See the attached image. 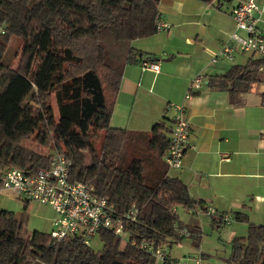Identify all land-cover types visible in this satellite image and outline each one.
<instances>
[{
    "label": "trees",
    "instance_id": "obj_1",
    "mask_svg": "<svg viewBox=\"0 0 264 264\" xmlns=\"http://www.w3.org/2000/svg\"><path fill=\"white\" fill-rule=\"evenodd\" d=\"M159 2L0 0L5 29L0 35V188L8 168L47 169L50 152L57 151L71 163V181L92 186L119 213L137 211L134 220L124 222V246L122 238L102 230V248L95 252L79 238L27 234L23 220L0 209V264H154L153 254L140 245L168 250L187 236L180 234L185 226L178 207L207 213L186 185L169 176L163 161L172 119H162L149 132L110 124L124 68L157 61L134 44L157 33ZM12 37L20 40L15 67L3 63ZM262 64L264 59L232 66L208 86L226 91L238 103L260 81ZM98 135L102 142L97 148ZM225 216L210 214L211 224L224 226ZM229 217L246 225L247 232L233 238L228 263L264 264V225L251 223L243 212ZM186 229L192 246L199 248L196 230Z\"/></svg>",
    "mask_w": 264,
    "mask_h": 264
},
{
    "label": "crops",
    "instance_id": "obj_2",
    "mask_svg": "<svg viewBox=\"0 0 264 264\" xmlns=\"http://www.w3.org/2000/svg\"><path fill=\"white\" fill-rule=\"evenodd\" d=\"M241 1L160 0L158 18L165 23V29L134 44L136 49L156 58L159 73L126 66L110 122L112 127L149 132L162 119H172L174 112L167 109L169 104L184 107L190 124L188 148L183 167L170 171L174 173L169 172V176L186 185L191 197L207 210L197 214L199 209L181 208L191 219L208 225L200 228L180 220L186 228L196 230L199 248L201 235L215 228L209 217L210 209L212 216L243 212L251 223L264 225V64L259 70L260 81L241 94L238 103H233L226 91L208 86L211 79L224 75L232 66H245L250 60L262 59L258 55L233 52L232 61L222 58L215 63L211 61L235 32L230 13ZM256 4V26L264 33V0H257ZM197 75H202L204 82L186 99L189 83ZM120 106H123V125H116L114 116ZM1 198L27 203V209L33 203L21 200L11 191H2ZM38 207L51 213L47 217L51 230L53 210L48 206ZM229 226L234 227L232 239L245 236L239 235L243 230L246 232L243 224ZM183 238L168 248L171 256L203 258L204 253L192 244L195 249L192 256L176 253L175 248Z\"/></svg>",
    "mask_w": 264,
    "mask_h": 264
},
{
    "label": "built area",
    "instance_id": "obj_3",
    "mask_svg": "<svg viewBox=\"0 0 264 264\" xmlns=\"http://www.w3.org/2000/svg\"><path fill=\"white\" fill-rule=\"evenodd\" d=\"M256 1L242 0L232 8L230 15L235 25V32L230 35L229 42L211 58L213 63L220 58L232 61L233 52L258 55L264 59V33L257 28V20L254 16L258 10ZM155 27L157 32H161L166 25L156 17ZM4 32V27L0 26V35ZM239 32L244 35H240ZM140 68L143 72L159 73L157 63L142 62ZM203 82L202 75L195 76L189 83L185 98H189L192 91L200 88ZM167 109H172L174 112L169 145L163 158L170 172L183 167L190 124L182 105L169 104ZM70 170L71 163L66 156L54 151L51 153V162L47 169L35 173L24 172L15 167L5 170L1 175L0 193L11 191L25 202L50 207L55 217L49 235L55 240L79 238L90 247V238H98L102 230L110 231L119 238H126L124 222L134 220L137 214L135 208L124 214L117 212L107 196L96 195L94 188L88 184L71 181ZM199 212L200 210L196 213L200 214ZM208 213L212 214L213 210H208ZM223 220L226 225L230 224L232 219L225 216ZM180 234L188 235L185 229H180ZM140 248L153 254L158 264H201L199 257L173 260L165 247L141 244Z\"/></svg>",
    "mask_w": 264,
    "mask_h": 264
},
{
    "label": "rangeland",
    "instance_id": "obj_4",
    "mask_svg": "<svg viewBox=\"0 0 264 264\" xmlns=\"http://www.w3.org/2000/svg\"><path fill=\"white\" fill-rule=\"evenodd\" d=\"M243 36V35H242ZM19 45L20 40L16 37H12L7 44L6 53L3 58V63L7 66L15 67L18 60H19ZM55 108V106H54ZM56 112V109H55ZM116 120V125H123V106L117 107V112L114 116ZM112 127V126H111ZM113 128H116L113 125ZM123 128V126H122ZM102 136L98 135L95 139V145L98 148L100 143L102 142ZM52 151L50 152V154ZM174 172H170V175H173ZM30 208L25 209L24 203L22 201H7V199L3 200L0 199V207L12 214H15L17 218H20L24 221V230H26L27 234H30L33 231H38L40 233L49 234L50 233V225L47 222V217L50 216L48 214V209L46 211L40 209L38 205L34 203H30ZM177 215L180 217L179 219L185 225L189 226H200V228H207V224L205 222H198L196 219H191L189 216L184 214V210L180 207L177 208ZM237 224L241 225V222H237L233 219L231 220V225ZM244 225V224H243ZM246 226V225H244ZM186 228V226H185ZM234 227L229 226L226 224L224 226H217L214 228L213 232L208 229L204 234L201 235L200 238V248L199 251L204 253L203 258L201 257V264H229L228 259L231 253V243H232V236L234 235L233 229ZM247 229V226H246ZM212 232V233H211ZM247 232V231H246ZM244 230L239 235H246ZM238 233H240L238 231ZM125 238L122 239V244L124 246ZM90 248L97 252L101 250L102 243L97 237L90 238ZM175 252L180 255H190L192 256L195 253V249L191 246V238L187 235L183 238L181 244L178 245V248H175ZM174 252V254H175ZM176 255V254H175ZM173 257V256H172ZM197 257L194 258H198ZM190 257H183L179 259H185ZM157 264V263H154Z\"/></svg>",
    "mask_w": 264,
    "mask_h": 264
}]
</instances>
